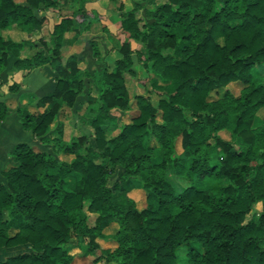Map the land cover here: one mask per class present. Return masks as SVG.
Returning <instances> with one entry per match:
<instances>
[{
  "label": "trees",
  "instance_id": "16d2710c",
  "mask_svg": "<svg viewBox=\"0 0 264 264\" xmlns=\"http://www.w3.org/2000/svg\"><path fill=\"white\" fill-rule=\"evenodd\" d=\"M130 1L132 8L119 22L120 57L112 70L91 76L97 87L95 107L88 111L93 144L85 134L64 143L60 126L46 135L84 89L75 54L53 67L54 89L35 102V109L29 104L16 110L21 128L50 143L52 152L19 142L12 163L0 170L5 180L0 183V248L30 249L0 264H71L70 238L84 244L94 262L264 264V114H258L264 110L258 75L264 67V0ZM40 3L56 6L53 0H0V76L11 55L15 72L57 62L67 26L75 22L84 32L93 22L84 6L77 7L54 25L56 43L49 53L41 41L20 58L28 41L5 39L1 32L11 26L27 34L38 30L44 19L34 11ZM141 10L145 20L136 16ZM133 56L147 75L169 83V93L156 104L137 95L138 115L118 126L111 110L129 108L125 75L134 74ZM234 82L242 84L238 95L227 88ZM18 87L13 83L8 89L15 93ZM220 89L223 93L212 98ZM7 116V104L0 101V124ZM108 124L119 132L106 135ZM223 129L232 141L221 139ZM214 147L224 154L218 164L212 162ZM117 167L121 172L110 185ZM168 171L186 186L177 191ZM75 175L80 186L72 189ZM206 177L228 183L196 185V178ZM134 187L144 191L142 209L128 195ZM89 214H94L92 224ZM109 223L117 224L110 236L115 248L95 255Z\"/></svg>",
  "mask_w": 264,
  "mask_h": 264
},
{
  "label": "rangeland",
  "instance_id": "374dc122",
  "mask_svg": "<svg viewBox=\"0 0 264 264\" xmlns=\"http://www.w3.org/2000/svg\"><path fill=\"white\" fill-rule=\"evenodd\" d=\"M17 2H24V0H15ZM56 6L47 7L46 3H40L35 7V14L37 18H43L42 26L31 34H27L16 26H11L2 30V36L7 39L9 37L14 40H26L28 43L20 53L19 57H25L40 47L41 41H44L49 53L55 47L56 35L54 34V25H57L64 16H70L71 12L77 8L84 6L85 12L93 15V22L90 28L84 32H79L78 26L75 22H71L67 26L64 33L62 44L60 47L61 58L51 64L45 65L42 68L35 69L30 73L15 72L11 70V65L16 59L12 55L9 57L8 65L0 76V101H5L7 104L9 117L5 124H0V153L4 152L3 157H0V168L11 161V152L15 144L25 142L33 145L36 148L52 152L51 144L42 141L25 131L20 126V120L16 113L17 108H24L29 105L30 108L35 109L33 105L42 96L52 92L55 86V79L57 73L53 67L57 64L63 65L65 60L71 55L75 54L79 60L78 66L83 73L84 89L80 92L74 101L71 108L64 107L62 113L50 124L46 135L55 130L58 126L62 128V138L64 143H70L77 135L85 134L87 141L93 144L92 127L88 124V111L94 108L97 98V87L93 83L92 75L101 71L103 68L112 70L114 62L120 57L118 47L123 40V34L119 30V22L123 14L132 8L130 0H53ZM163 1V0H158ZM123 3V8L118 7ZM136 16L145 20L146 17L143 11H138ZM40 38V39H39ZM221 41V40H219ZM133 70L134 74H126V84L129 89V108L120 110L114 108L111 110V116L114 117V122L121 126L122 124L130 122L138 115V108L136 105V96L139 94L148 96L153 104L166 97L169 92L168 82H163L160 79H155L151 75H147L138 65L136 57L133 56ZM258 75L262 77L264 84V67L258 68ZM16 83L19 85L17 92H10L8 87ZM242 84L239 82L230 83L227 88L234 94L238 95ZM223 90H217L211 93L212 98L221 95ZM260 116L264 114V110L258 112ZM160 122V117L157 118ZM257 123V120L255 121ZM106 135H115L119 132V128L113 124L104 126ZM219 136L225 141H232L230 131L223 129L219 131ZM177 151L180 152L179 140L176 143ZM10 152V153H9ZM213 163L218 164L224 157L222 150L219 147L212 149ZM69 158L68 156H62ZM7 163V164H8ZM6 164V165H7ZM121 168L117 167L115 174L110 178V185L116 180ZM168 178L171 180L174 188L180 191L186 186L185 181L177 178L172 171H168ZM70 187L76 189L80 186V177L78 175L72 176L70 180ZM196 185L201 188H207L213 185L226 184L228 181L224 178H196ZM131 197L137 205L138 209L145 206L144 191L140 187H134L129 192ZM260 213V206H255V216ZM250 216H247L249 219ZM94 214H89V223L92 224ZM116 223H109L105 226L103 232L106 235L104 238L97 239L99 244L95 255L107 254L115 248V243L111 239V235L116 231ZM15 231L12 230L11 233ZM74 238L68 239L67 247L69 253L74 255L71 264H115L112 262H105L103 260L94 262L93 255H87L84 244H77ZM23 251H30L26 245H21L12 248H0V259L20 253Z\"/></svg>",
  "mask_w": 264,
  "mask_h": 264
},
{
  "label": "crops",
  "instance_id": "0c3cea01",
  "mask_svg": "<svg viewBox=\"0 0 264 264\" xmlns=\"http://www.w3.org/2000/svg\"><path fill=\"white\" fill-rule=\"evenodd\" d=\"M8 117H9V112H8V116H7V118H6V120L8 119ZM6 120H5V122H6ZM5 122H4V124H5ZM14 148V147H13ZM13 151V150H12ZM12 151H10L11 153H12ZM9 152V153H10ZM3 154H4V152H2V153H0V157L2 158L3 157ZM11 157V156H10ZM11 161H12V158H11ZM8 162H5V164L0 168V170L3 168V167H5L6 166V164H7ZM9 164V163H8ZM7 164V165H8ZM0 183H5V180L3 179V177L0 175ZM117 227V226H116ZM116 230H117V228H116ZM115 230V231H116Z\"/></svg>",
  "mask_w": 264,
  "mask_h": 264
}]
</instances>
